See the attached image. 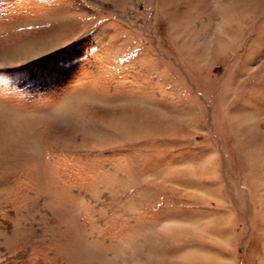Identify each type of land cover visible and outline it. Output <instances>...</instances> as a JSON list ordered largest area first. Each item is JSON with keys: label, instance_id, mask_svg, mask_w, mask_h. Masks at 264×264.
<instances>
[{"label": "rangeland", "instance_id": "obj_1", "mask_svg": "<svg viewBox=\"0 0 264 264\" xmlns=\"http://www.w3.org/2000/svg\"><path fill=\"white\" fill-rule=\"evenodd\" d=\"M0 264H264V0H0Z\"/></svg>", "mask_w": 264, "mask_h": 264}]
</instances>
